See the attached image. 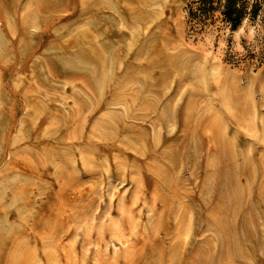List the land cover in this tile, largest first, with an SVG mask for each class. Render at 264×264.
I'll use <instances>...</instances> for the list:
<instances>
[{
	"label": "rangeland",
	"instance_id": "1",
	"mask_svg": "<svg viewBox=\"0 0 264 264\" xmlns=\"http://www.w3.org/2000/svg\"><path fill=\"white\" fill-rule=\"evenodd\" d=\"M191 1L0 0V264H264L262 225L254 254L242 216L197 232L196 163L156 172L151 151L202 139L212 189L238 177L262 202L264 30L199 31Z\"/></svg>",
	"mask_w": 264,
	"mask_h": 264
},
{
	"label": "bare ground",
	"instance_id": "2",
	"mask_svg": "<svg viewBox=\"0 0 264 264\" xmlns=\"http://www.w3.org/2000/svg\"><path fill=\"white\" fill-rule=\"evenodd\" d=\"M160 54H161V50L157 51L154 55H158L159 56ZM160 56L165 58L164 59V64L162 66L163 67V70L161 72V75L164 76V75H167L169 73V70H170L171 67H170V64L168 63V55L166 53H163ZM2 58L3 57L0 56V59H2ZM176 67L178 68V66H176ZM99 81H100V78H99ZM104 84H105V82H103L102 86ZM167 102H169V101L167 100ZM164 107H167V105H165ZM158 122L161 123V124H163L165 122V118H163V117L158 118ZM201 126L204 129L214 128V127H212V124L210 125L209 123H206L204 121H202ZM114 135H115V133H114ZM216 138L219 139L220 147L222 148V150H224L223 151L224 154H225V152H227V151L230 150L229 149V150L225 151V149L231 148L230 147L231 146L230 140H229V142H228V140L227 141L226 140L224 141L220 137V135L216 133L213 136L214 143L216 142L215 141ZM200 140H201L200 143L199 144H196L194 147H191V146L187 145L188 144L187 142H185V146L182 147V140L180 142H176L175 145H174V147H173L174 148V151L172 153L170 152L168 154L167 153H164V152H156L154 150L151 151L152 154H153V157L154 156H157V154H158V156H157L158 160L161 159L162 162H164V166L163 167L158 166L156 168V172H158V170L162 169L164 171L163 173H167V172H170L171 173V172H173L174 167H170V165H176L178 162H180L182 160H183L184 164H186L188 162H194V163H196V166H195L196 173L195 174H201V175H203V178L201 180V185L199 187V199H200L199 206L201 208V211L207 210V214H208L207 215L208 218L207 217H204L203 215H200L199 216V222L200 223L197 226V232H200L201 233L203 230H206V229H208V230H211V229H213V230H216V229L221 230L222 228L227 229L226 226H225V224L227 223L226 220H228L229 218H234V217H237V216H242V220H241V226L242 227L241 228H243V230L246 232V239H245V241L248 244H252L253 245L255 243V240H256L255 230L257 231V229H258L257 227L260 226V225L264 226V208L263 209L261 208L262 206H264V178H263V180H261L262 181V183H261L262 185L260 186L261 188L259 189L260 197H261V200L260 201H262V202H259V201L258 202L257 201L254 202L253 201L254 203L252 204L250 202L251 199L249 201L248 194L246 195V192H245L247 187L244 188L245 189V191H244L242 189V187L238 185V183H239L238 177L235 178V180L233 182H231L232 180L231 181L229 180L227 190H222V189H214L213 190L212 189L213 183L214 182H217V159H216L215 156L214 157H211L210 154H204V151H205V146L204 145L205 144H204V142H203L202 139H200ZM215 146H216V144H215ZM184 151H185L186 155L184 154ZM154 152L157 153V154H154ZM250 163H251V161H250ZM251 165H253V164H251ZM252 169H254V167ZM251 171L252 170H249V172H248L249 177H251V176L254 175V174L252 175V172ZM263 175H264V173H263ZM254 178H257V177H254ZM261 181H259V184H260ZM184 183H186V182H184ZM184 183L182 182V189L185 190V192H186V188L184 186ZM189 183L192 184V186H193V182H189ZM254 184H255V181H254ZM251 187H253V186H251ZM174 196H176V194ZM182 196L187 197L189 195L186 194V193H184V194H182ZM246 196H247V200H246ZM177 197H178V195L176 196V198ZM200 197H202V200H201ZM250 197H251V195H250ZM182 199H184V198H182ZM254 211H257V213H255ZM213 219H216L217 221H219V224H217L218 222L215 223V220H214V223H215L214 224L213 223ZM251 227H254V228L252 229ZM228 228L229 229H227V230H229L230 232H234L236 230L235 227H232V226H230ZM257 232L259 233V229H258ZM213 237H214V235H213ZM210 242H211V240H210ZM262 242L260 244H263ZM236 243L237 244L236 245L233 244V246H231V248L234 251H240V241H236ZM211 244H213V243H211ZM243 244L244 243H242V245ZM221 245H222V251H226V250H229L230 249V248H228V246L225 245L224 239L221 241ZM252 245H249V251L254 254V252L257 250V246H254V245L252 246ZM195 246H196V244H195ZM260 246H262V245H260ZM260 246H258V247H260ZM263 247H264V245H263ZM263 247H261V248H263ZM175 248H176V246H175ZM160 251H161L160 253L162 254V250L161 249H160ZM242 251H245V248H244V250L242 249ZM203 254H205V253H203ZM205 255H207V254H205ZM9 258H11L10 257V253L4 254V256L1 259V264H12V261ZM263 258H264V256H263ZM189 260H191V259H189ZM247 261L248 260L246 259V262ZM246 264H248V262Z\"/></svg>",
	"mask_w": 264,
	"mask_h": 264
},
{
	"label": "trees",
	"instance_id": "3",
	"mask_svg": "<svg viewBox=\"0 0 264 264\" xmlns=\"http://www.w3.org/2000/svg\"><path fill=\"white\" fill-rule=\"evenodd\" d=\"M186 6L187 25L194 23L199 31L214 24L216 19L229 32L240 26L244 19L258 21L264 30V0H192Z\"/></svg>",
	"mask_w": 264,
	"mask_h": 264
},
{
	"label": "clouds",
	"instance_id": "4",
	"mask_svg": "<svg viewBox=\"0 0 264 264\" xmlns=\"http://www.w3.org/2000/svg\"><path fill=\"white\" fill-rule=\"evenodd\" d=\"M246 25H247L248 31H246V29H245V26ZM253 29L254 28L249 27L248 24H247V22H245V24L236 33H234L232 35L233 36H236L238 38L241 36V34H244L245 36H248V35L251 34V32H252ZM240 47H241V50H243V45L242 44L240 45Z\"/></svg>",
	"mask_w": 264,
	"mask_h": 264
},
{
	"label": "crops",
	"instance_id": "5",
	"mask_svg": "<svg viewBox=\"0 0 264 264\" xmlns=\"http://www.w3.org/2000/svg\"><path fill=\"white\" fill-rule=\"evenodd\" d=\"M156 1H161L162 3H172V1H177V0H156Z\"/></svg>",
	"mask_w": 264,
	"mask_h": 264
}]
</instances>
